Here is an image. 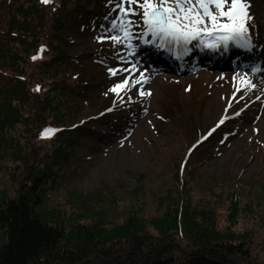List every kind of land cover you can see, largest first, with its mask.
I'll list each match as a JSON object with an SVG mask.
<instances>
[{"label":"trees","instance_id":"obj_1","mask_svg":"<svg viewBox=\"0 0 264 264\" xmlns=\"http://www.w3.org/2000/svg\"><path fill=\"white\" fill-rule=\"evenodd\" d=\"M111 7L107 0H1L0 264H257L250 254L249 233L238 239L229 234L241 213L255 216L251 201L239 208L235 190L208 188V194L228 201L229 226L221 230L215 215L203 214L187 194L205 144L188 156L191 144L182 154H169L182 201L148 221L136 214L126 216L127 221L124 216L107 220L86 208V199L76 192L68 194L74 214H61L48 203L52 192L63 186L58 180L75 172L69 157L83 134L92 131L91 124L82 125L85 120L67 123L70 94H84L102 74L100 69L87 72L70 36L93 26L97 16L101 31L100 25L109 27L104 18L111 17ZM79 17L86 23L74 29ZM133 32L145 36L138 26ZM90 57L89 62L97 61L95 54ZM108 122V117L98 119ZM45 128L57 131L42 137ZM49 147L50 154L40 157L38 152ZM20 168L25 172L17 173ZM262 211L257 214L264 221Z\"/></svg>","mask_w":264,"mask_h":264},{"label":"rangeland","instance_id":"obj_2","mask_svg":"<svg viewBox=\"0 0 264 264\" xmlns=\"http://www.w3.org/2000/svg\"><path fill=\"white\" fill-rule=\"evenodd\" d=\"M105 1L99 0L104 4ZM248 3L250 41L256 49H264V0ZM96 18L93 26L90 23L84 32L76 30L70 38L78 45L75 53L85 58L87 72L100 69L101 78L84 94H70L71 105L65 110L68 124L85 120L83 124H91L92 131L83 134L69 157L75 172L58 180L63 186L52 192L48 203L57 206L61 214H74L68 194L76 192L86 199V208L107 220L116 222L124 216L127 221L126 216L136 214L142 222L148 221L155 212L161 215L166 206L173 207L182 201L183 192L180 182L174 179L169 154H182L185 146L217 127L219 131L196 157L201 162L196 163L192 190L187 194L199 211L215 215L221 230L229 226L228 201L208 194V188L225 193L235 190L239 208L251 201L257 210H253L255 216L241 213L236 225H231L233 233H228L235 239L243 238L241 233H249L246 238L250 240V254L257 264H264V221L257 214L259 210L264 213V77L241 70L200 68L198 57L190 55L195 52L193 46L187 55L174 59L177 72L149 73L129 55L133 48L113 47L111 41L96 40L102 32L98 27L100 17ZM82 23H86L85 17H79L74 29ZM131 43L134 48L146 44L133 31ZM193 43H200V39L190 41L188 47ZM94 54L97 61L91 63L88 60ZM117 55L125 58L130 70L136 65L132 74L137 79L141 73L146 79L130 93L121 94L123 105L110 91L111 84L119 79L108 72L109 67L121 65ZM244 80L256 86L246 85ZM140 91L145 95H140ZM110 106L116 107L117 114H108L105 109ZM105 114L110 116L108 124L98 123L97 118L107 117ZM222 116L228 118L219 124ZM46 152L50 154L51 148L38 154L44 158ZM19 172L25 170L20 168ZM233 184L236 186L230 189Z\"/></svg>","mask_w":264,"mask_h":264},{"label":"snow or ice","instance_id":"obj_3","mask_svg":"<svg viewBox=\"0 0 264 264\" xmlns=\"http://www.w3.org/2000/svg\"><path fill=\"white\" fill-rule=\"evenodd\" d=\"M42 2L47 4L50 0ZM107 3L112 6V18L105 16L104 19L109 20L111 27L100 25L103 31L96 36V40L101 43L105 40L111 41L113 47L131 49L132 31L138 26L144 35L151 34L153 37V40H144V43H153L158 39L160 43L157 46L167 48L177 58L187 55L191 51L189 42L197 38L201 45L213 49L223 46L227 50L229 42L241 49L251 48L247 23L251 19L248 0H107ZM140 39L143 40V36ZM129 55L133 54L129 52ZM115 58L121 61V65L109 67L108 72L110 76L119 79L111 84L110 91L124 102L121 94L130 93L137 85L146 82V79L142 73L140 79L132 74L136 71L135 64L130 70L123 56L117 55ZM33 59L36 57L33 56ZM125 72L129 75H124ZM243 83L248 85L251 81L244 80ZM251 86L254 88L256 85ZM39 87L37 85V90ZM139 94L145 95V92L140 91ZM128 99H131L130 95ZM227 118L222 116L219 124H223ZM55 131L57 130L45 128L41 136H50Z\"/></svg>","mask_w":264,"mask_h":264},{"label":"bare ground","instance_id":"obj_4","mask_svg":"<svg viewBox=\"0 0 264 264\" xmlns=\"http://www.w3.org/2000/svg\"><path fill=\"white\" fill-rule=\"evenodd\" d=\"M157 43L159 44L160 41L158 40ZM228 46H230V44H229ZM263 47H264V46H263ZM151 48H153V47H151ZM222 48H223V47H222ZM232 48H233V49H236V46H233ZM259 50L262 51V50H264V49L259 48ZM233 51H236V50H233ZM158 54H159L160 56L164 57L163 60H165V58H168V59H176V58H177V56H175V55H173L171 52H169V51L167 50V48H158ZM226 54H227V52L223 53V55H221V56H225ZM202 59L204 60L205 58L202 57ZM203 62H204V61H203ZM163 64H165V63H163Z\"/></svg>","mask_w":264,"mask_h":264}]
</instances>
